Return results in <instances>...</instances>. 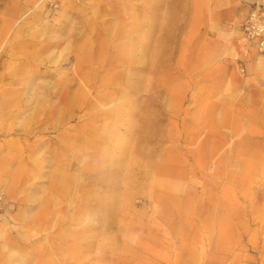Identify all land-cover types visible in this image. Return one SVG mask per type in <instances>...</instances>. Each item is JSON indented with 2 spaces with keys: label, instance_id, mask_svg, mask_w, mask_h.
Returning <instances> with one entry per match:
<instances>
[{
  "label": "rangeland",
  "instance_id": "1",
  "mask_svg": "<svg viewBox=\"0 0 264 264\" xmlns=\"http://www.w3.org/2000/svg\"><path fill=\"white\" fill-rule=\"evenodd\" d=\"M229 2L0 0V264H264V0Z\"/></svg>",
  "mask_w": 264,
  "mask_h": 264
},
{
  "label": "crops",
  "instance_id": "2",
  "mask_svg": "<svg viewBox=\"0 0 264 264\" xmlns=\"http://www.w3.org/2000/svg\"><path fill=\"white\" fill-rule=\"evenodd\" d=\"M241 2V0H230L229 4L232 8H235L236 5H239V3ZM242 40V39H241ZM240 41H233L231 42V45H230V48H241L242 50H240L241 53H239L241 56H243L244 54L248 53V47L245 46L243 44V42ZM237 55H235V53H233L232 57H236ZM245 56V55H244ZM235 59V58H234ZM263 64V69H264V63ZM252 66H253V63L248 67V73L252 71ZM260 91L263 92L264 94V83L262 84L261 88H259ZM253 92V91H250V93ZM261 100V99H259ZM264 102V98L261 100ZM263 110H264V104H263Z\"/></svg>",
  "mask_w": 264,
  "mask_h": 264
},
{
  "label": "built area",
  "instance_id": "3",
  "mask_svg": "<svg viewBox=\"0 0 264 264\" xmlns=\"http://www.w3.org/2000/svg\"><path fill=\"white\" fill-rule=\"evenodd\" d=\"M260 13V9L258 8L256 10V12L253 11L252 15H251V19L254 21V24H253V21H252V24L249 26L248 25V29L249 31L251 32L252 29H255V31H260V35L264 34V24L260 21V19L262 18L261 15L258 16V14ZM259 34H256V35H259ZM261 44L264 45V40H261Z\"/></svg>",
  "mask_w": 264,
  "mask_h": 264
}]
</instances>
